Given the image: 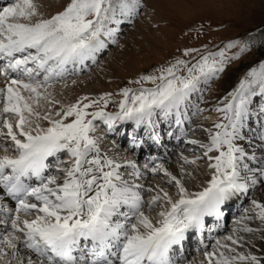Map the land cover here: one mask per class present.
Masks as SVG:
<instances>
[{"label":"snow or ice","instance_id":"1","mask_svg":"<svg viewBox=\"0 0 264 264\" xmlns=\"http://www.w3.org/2000/svg\"><path fill=\"white\" fill-rule=\"evenodd\" d=\"M140 7V0H68L45 17L36 0L0 6V77L5 81L0 119L7 130L0 139L10 142L0 147L14 152L0 155V264H196L184 255L188 234L202 237L205 230L222 229L224 209L241 196L249 206L228 233L213 237L210 249L200 239L199 264H264V255L241 250L246 243L256 247L242 233L264 240V202L249 197L258 186L264 190V60L213 107L221 119L204 129L206 140L187 141L196 146L188 151L197 154H180L179 175L159 163L160 157H151L155 166L148 171L168 177L174 193L145 186L136 162L102 154L101 138L94 135L98 120L109 131L116 123L143 128L157 145L161 123L178 129H165L169 138L187 136L185 121L207 111L192 98L201 93L202 100V86L246 53L254 38L228 40L214 51L183 48L179 56L128 81L137 87L119 90L115 112L105 110L111 93L80 96L69 104L53 95V85L116 43L119 25L130 23ZM256 97L261 103L253 109ZM253 120L257 127L251 126ZM129 136L134 148L145 142ZM62 155L68 159L62 161ZM200 160H206L209 178L192 191L184 180L195 177L184 166ZM153 210L155 221L146 214ZM206 218L214 223L208 225ZM254 220L261 227H250Z\"/></svg>","mask_w":264,"mask_h":264},{"label":"rangeland","instance_id":"2","mask_svg":"<svg viewBox=\"0 0 264 264\" xmlns=\"http://www.w3.org/2000/svg\"><path fill=\"white\" fill-rule=\"evenodd\" d=\"M10 2L14 0H4L0 6H6ZM36 2L40 5V11L47 17L61 11L68 0H36ZM140 3L142 7L139 9V14L132 18L130 23L123 21L119 25L115 44H109L97 55L94 63L89 62L84 65V69L82 67L79 73L55 84H59L58 90L52 91L57 100L62 104H69L80 96L96 98L102 93H111L105 110L115 112L118 110L117 103L121 98L118 95L119 90L126 86L137 87L129 84L128 81L179 56L183 48L194 47L203 50V46H207L209 50L214 51L216 46H222L228 40L254 38L252 46L246 53L226 64L224 71L217 78L208 85L202 86V100L199 99L201 93H197L192 98L194 104L207 109L204 112L208 113L213 112L212 109L217 102L237 86L250 68L258 65L260 60H264V56L259 53L264 44L261 43L264 39L261 35L264 33V0H140ZM230 51L234 52L236 49ZM0 87H3V84ZM260 103V98L256 97L251 107L256 109ZM204 116L200 114L199 120L192 123L195 127L193 131H199L203 135L206 129ZM219 118L221 119V116ZM8 119L14 126L15 117L9 115ZM42 124L46 125V122L42 121ZM6 131L0 119V133ZM1 142L10 143L3 139ZM0 154L12 156L14 152L10 148L6 150L2 147ZM163 187L168 188L170 193L175 192L174 184H165ZM148 216L151 219L156 217L153 212H149ZM24 218L33 217L24 216ZM254 221H250L249 224L251 226L257 224L261 227L258 220ZM3 227L4 225H0V233L4 231ZM242 234L250 236L246 233ZM249 249L251 248L248 247ZM198 259H203V256Z\"/></svg>","mask_w":264,"mask_h":264},{"label":"bare ground","instance_id":"3","mask_svg":"<svg viewBox=\"0 0 264 264\" xmlns=\"http://www.w3.org/2000/svg\"><path fill=\"white\" fill-rule=\"evenodd\" d=\"M0 2H2V0H0ZM89 61H91V60H89ZM89 61L86 62V65H87V63ZM83 68H84V66H83ZM4 83H5L4 79H1V77H0V85L1 84L4 85ZM57 87L59 88V84L52 86V91L53 90L57 91L58 90ZM219 117H220V114L217 113V112H214V111L213 112L206 113L205 116H204V119H205L204 123H206V127L205 128H211L212 125H213V123H215V122L218 121ZM190 135H191L190 139H198V140H206V137H207V133L206 132L203 135L199 131L198 132L191 131ZM0 144H2L1 139H0ZM99 144H100V147H101V153L102 154L105 151H107V153L110 156H114V157L118 158L117 154L115 153V149L113 147H111V146L108 147L109 146V143L107 141L106 142H103V143L102 142H99ZM188 150L189 149H187L185 151L184 149H181V147H177L175 149H167L166 147H162V148L159 149L160 155H161V159H160L159 163H162L173 174L179 175L178 166L182 163L179 160V156H180L181 153H183V155H185V156H187L188 154H193V152H189ZM184 167H185V170L186 171H191L193 173L194 177H195V179H189V178L185 177V180H184L186 186H188L189 189L192 190V191L198 190L197 187H196V184L197 183H202L205 179L209 178V176H208V170L206 169V163H204L202 160L197 161L196 165H185ZM122 171H123V169H122ZM149 176L150 175H148V174H142L141 182L144 183L145 186H150V185L151 186H155V185H159L160 188L164 189L163 185H165V184H164V182H163L162 179H160L158 177H155V178L152 179ZM164 190H166V189H164ZM147 195L148 194L145 193V198H147ZM249 197L254 198V199H258L261 202H264V190H261L259 188V186H258L257 190L255 192H252ZM241 198H242V196L240 197V199ZM239 200H234V202H233V205L236 203L234 205V207L236 209L235 210L236 217H238L241 214V212L243 211V208L245 206L244 203L243 204L242 203L240 204L239 203ZM9 203L11 204V201H9ZM246 204L248 205V199L246 201ZM239 209H240V211H239ZM150 212H153L155 214V216H156V210H153V211H150ZM148 213H149V211H146V214L147 215H148ZM155 219H156V217H155ZM155 219H152V220L155 221ZM249 226L250 227H253V228H259L260 227L257 224H253L252 226H251V224H249ZM231 227L232 226L225 225L222 229H218V230H216L214 233H212L210 235L206 231L205 233L208 234L207 236L210 237L209 238V241H206L205 242V244L208 246V248L209 249L211 248L210 241H211V239L213 237L226 235L228 233V231L230 230ZM244 237H245V240L246 241L248 239H251L252 242L256 245V247L255 248H252V246L250 244H247L246 243L245 244V247L243 249H241V250L246 251V250H248V247H249V248H251L249 250H251L253 252H256L259 255H264V251H261L262 249H264V242H263V240L258 239L257 238V235H252V236L244 235ZM186 258L188 260L194 261V259H192L191 257L188 258V256H186Z\"/></svg>","mask_w":264,"mask_h":264},{"label":"trees","instance_id":"4","mask_svg":"<svg viewBox=\"0 0 264 264\" xmlns=\"http://www.w3.org/2000/svg\"><path fill=\"white\" fill-rule=\"evenodd\" d=\"M262 56H264V44H263V46H262V48H261V51L259 52Z\"/></svg>","mask_w":264,"mask_h":264}]
</instances>
